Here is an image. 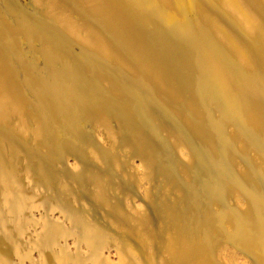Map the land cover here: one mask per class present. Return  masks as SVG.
<instances>
[{
  "label": "bare ground",
  "instance_id": "obj_1",
  "mask_svg": "<svg viewBox=\"0 0 264 264\" xmlns=\"http://www.w3.org/2000/svg\"><path fill=\"white\" fill-rule=\"evenodd\" d=\"M0 264H264V0H0Z\"/></svg>",
  "mask_w": 264,
  "mask_h": 264
}]
</instances>
